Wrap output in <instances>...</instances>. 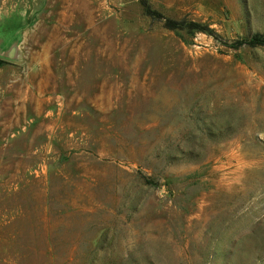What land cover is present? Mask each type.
Listing matches in <instances>:
<instances>
[{
  "label": "rangeland",
  "instance_id": "obj_1",
  "mask_svg": "<svg viewBox=\"0 0 264 264\" xmlns=\"http://www.w3.org/2000/svg\"><path fill=\"white\" fill-rule=\"evenodd\" d=\"M253 36L264 0H0V264H264Z\"/></svg>",
  "mask_w": 264,
  "mask_h": 264
},
{
  "label": "trees",
  "instance_id": "obj_2",
  "mask_svg": "<svg viewBox=\"0 0 264 264\" xmlns=\"http://www.w3.org/2000/svg\"><path fill=\"white\" fill-rule=\"evenodd\" d=\"M170 28H183V27H188V28H196V29H200V30H206L207 28L204 26H201L199 24L196 23H186L184 21L182 22H169V24H167ZM264 44V37L262 36H253L249 39H245V40H238L236 41L234 44H232V47L234 48H238L241 47L243 45H249V46H256V45H263ZM3 63V60H0V64Z\"/></svg>",
  "mask_w": 264,
  "mask_h": 264
}]
</instances>
